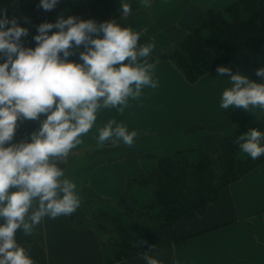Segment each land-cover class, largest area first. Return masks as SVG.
<instances>
[{
    "label": "crops",
    "instance_id": "crops-1",
    "mask_svg": "<svg viewBox=\"0 0 264 264\" xmlns=\"http://www.w3.org/2000/svg\"><path fill=\"white\" fill-rule=\"evenodd\" d=\"M63 1L66 0H58V4ZM235 1L149 0V8L142 6V0H85L80 4L78 20L103 23L114 19L122 27L139 33L138 46H155L150 63L155 65L152 78L158 86L144 87L139 98L128 99L123 111L99 109L92 129L81 137L82 143L66 159L58 161V166L65 170V178L76 184L81 203L75 218L72 214L55 219L44 217L28 236L17 230L15 238L33 264H109L117 247L112 241L113 232L105 233L97 223L99 220L92 216L95 208L102 207L109 212L113 206L114 211L110 213L120 212L123 224L141 223L147 218L141 207L150 201L152 191L149 186L129 184V180L151 173L162 155L197 161L200 150L211 152L238 126L264 119V109L259 107L249 112L220 107L223 91L231 87L227 74L218 76L216 68L191 83L173 60L162 57L172 45L202 24L206 9L223 11ZM121 3L132 7L127 18L121 17ZM39 4L40 0H26L15 9L18 14L29 11V17L18 16L25 22L21 27L33 31L46 22H30L42 12ZM6 11L14 12L8 8ZM15 13H11L14 18ZM29 22L33 28L27 27ZM55 31L58 29H52L49 35ZM84 50L83 45L74 46L68 61L82 63L79 53ZM5 59L0 53V63ZM223 66L264 83V78L255 74L264 67V53L256 56L243 53ZM44 119L45 114L38 120L19 118L9 144L31 142V134L38 131ZM110 120L137 133L131 146L122 141H107L98 146L99 129ZM81 157H86L82 165ZM91 157L95 160H89ZM76 218H83L84 223ZM100 222L110 228L113 225L106 217ZM3 223L0 218V225ZM163 238L148 240L145 244L147 249L155 246L149 255L163 264H264V162L224 186L213 203L169 225ZM144 253L130 264H147Z\"/></svg>",
    "mask_w": 264,
    "mask_h": 264
},
{
    "label": "clouds",
    "instance_id": "clouds-1",
    "mask_svg": "<svg viewBox=\"0 0 264 264\" xmlns=\"http://www.w3.org/2000/svg\"><path fill=\"white\" fill-rule=\"evenodd\" d=\"M57 5L58 0H40L38 6L50 11ZM142 6L151 4L142 0ZM120 12L127 18L132 7L121 3ZM54 28L58 31L49 35ZM37 32V46L24 48L21 37L28 35V29L19 26L16 18L9 19L6 12L0 16V53L6 57L0 63V218L4 220L0 225V264H33L15 238L17 230L31 235L44 217L69 216L80 206L76 184L65 178L58 161L82 143L81 137L92 129L98 110L123 111L128 99L139 98L144 87L158 86L152 78L155 65L149 62L155 46H138L139 33L114 19L97 23L75 16L65 19L61 14L55 23L38 25ZM81 45L85 49L79 53L82 63L68 61L73 54L70 50ZM224 74L231 87L222 93V109H264V83L218 66L217 75ZM255 74L264 78V67ZM41 114L46 119L31 134V142L9 144L19 118L38 120ZM136 136L135 131L110 120L99 129L97 144L102 147L107 141H122L131 146ZM262 140L264 133L252 128L239 136L237 143L255 160L264 155ZM154 248L149 246L144 260L163 264L149 255Z\"/></svg>",
    "mask_w": 264,
    "mask_h": 264
},
{
    "label": "trees",
    "instance_id": "trees-1",
    "mask_svg": "<svg viewBox=\"0 0 264 264\" xmlns=\"http://www.w3.org/2000/svg\"><path fill=\"white\" fill-rule=\"evenodd\" d=\"M83 1L85 0L63 1L50 11L42 10L36 21L55 23L61 14L65 19L68 16L78 18ZM24 2L25 0H14V8ZM3 15L4 12L0 11V16ZM6 15L9 19L13 18L9 11H6ZM8 26L11 27L10 24ZM36 46L35 41L30 48L34 49ZM243 53L252 56L264 53V0H236L223 11L206 9L202 24L185 39L172 45L162 57L173 60L185 78L193 83L205 73L225 65ZM151 61L153 58L149 57V62ZM252 128L264 133V119L238 126L211 152L200 150L197 161L162 155L151 173L129 180V184L149 186L152 191L150 201L141 207L147 217L141 219V223L125 225L116 212L109 216L117 219L110 228L100 222L107 216L106 212L93 211L92 216L99 220L97 223L102 230L105 233L113 232L112 241L117 250L109 264H130L133 259L141 257L149 250L145 248L146 243L142 245L141 241L165 239L163 232L169 225L181 217L192 216L213 203L224 186L241 179L262 164L264 155L253 160L241 151L237 143V138ZM261 144L264 146V140ZM75 213L72 214L73 218L76 217ZM76 220L84 223L83 218Z\"/></svg>",
    "mask_w": 264,
    "mask_h": 264
},
{
    "label": "rangeland",
    "instance_id": "rangeland-1",
    "mask_svg": "<svg viewBox=\"0 0 264 264\" xmlns=\"http://www.w3.org/2000/svg\"><path fill=\"white\" fill-rule=\"evenodd\" d=\"M25 2H26V0H25ZM24 5H26V4H24ZM7 8L8 9H10V10H12L13 9V11L14 12H11L12 14L13 13H15V8H14V2H12L11 0H0V11H2V12H6V10H7ZM17 8V7H16ZM5 9V10H4ZM28 12L29 11H24V12H22V14H18V13H15V15H16V19H17V23L20 25H22V24H24L25 25V22H24V20H21V19H19V17H21V18H24L25 16H28ZM32 12V11H31ZM26 13V14H25ZM30 14V13H29ZM19 16V17H18ZM29 17V16H28ZM38 17V15L37 16H34V17H32V20L30 21L31 23H37L36 22V18ZM13 18H14V16H13ZM29 22V23H30ZM31 23L30 24H28L27 25V27L29 28V27H32L33 28V26L31 25ZM24 25H22V26H24ZM34 31V33L32 34L31 33V31H29L28 30V35L27 36H22V38H21V44H22V46L23 47H25V46H27V43L28 42H30V39H32V42H30L29 43V45H28V48H30L33 44H34V42H35V40H34V36L35 35H37L38 34V32L36 31V30H33ZM257 82H258V79H257ZM135 139V138H134ZM127 151H130L131 149H126ZM153 153L156 151L155 149L154 150H151ZM91 155H94V154H91ZM86 157H84V158H80V160H81V165L84 163L83 162V159H85ZM70 159V158H69ZM88 159V158H87ZM71 160V159H70ZM89 160H95L93 157H91V158H89ZM101 206V205H100ZM86 210L87 209H89L88 207H86L85 208ZM109 209H110V207H109ZM91 210L93 211L94 210V208H91ZM96 210V211H95ZM95 210H94V213H97V211H101V213H105V209L104 208H102V207H99V208H95ZM107 210V209H106ZM112 211H114L113 210V206H111V209L109 210V212H106L105 214L107 215V216H104V217H106L107 218V220H108V222L110 223V222H112L113 224L115 223V221H117V219H113V218H110L109 216L111 215H113V213H110V212H112ZM78 213H79V211H78ZM91 213H93V212H91ZM118 214H120V212H117ZM144 215H145V213H144ZM118 218V217H117ZM140 218V217H139ZM80 219V218H79ZM82 219V218H81ZM107 229V228H106Z\"/></svg>",
    "mask_w": 264,
    "mask_h": 264
}]
</instances>
